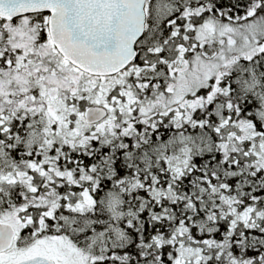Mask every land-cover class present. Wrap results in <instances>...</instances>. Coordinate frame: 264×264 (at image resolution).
<instances>
[{
	"label": "snow or ice",
	"instance_id": "6c2138e0",
	"mask_svg": "<svg viewBox=\"0 0 264 264\" xmlns=\"http://www.w3.org/2000/svg\"><path fill=\"white\" fill-rule=\"evenodd\" d=\"M0 264H264V0H0Z\"/></svg>",
	"mask_w": 264,
	"mask_h": 264
}]
</instances>
